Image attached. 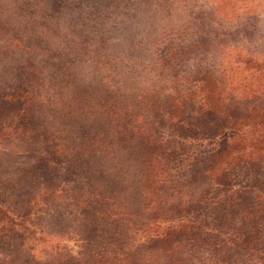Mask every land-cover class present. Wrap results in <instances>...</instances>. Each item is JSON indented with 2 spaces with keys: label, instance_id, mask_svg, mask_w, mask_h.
<instances>
[{
  "label": "trees",
  "instance_id": "16d2710c",
  "mask_svg": "<svg viewBox=\"0 0 264 264\" xmlns=\"http://www.w3.org/2000/svg\"><path fill=\"white\" fill-rule=\"evenodd\" d=\"M223 1L0 0V91L26 89L30 95L27 110L12 118L6 113L13 103L3 98L0 122L16 125L18 118L25 129L19 134L30 140L43 118L48 138L61 151L69 148L99 187L91 213L99 241L104 233L111 245L109 254L101 246L95 252L104 262L264 264V103L229 91L259 90L252 86L254 75H243L244 68L236 73L224 58L225 51L243 48L245 29L255 38L264 28L258 15L241 12L235 28L222 32L234 21L219 14ZM177 10L191 31L142 46L162 66L132 57L126 62L130 83L139 70L153 93L129 84L120 94L124 66H116V56L105 61L102 52L95 55L88 28L114 17L122 26L121 19L138 13L144 23L168 28V14L177 17ZM216 25L221 28L214 30ZM227 32L232 42L225 45ZM177 53L190 57L194 69L180 66ZM21 179L0 178V264H24L35 249L28 246L27 215L20 212L27 203H18Z\"/></svg>",
  "mask_w": 264,
  "mask_h": 264
},
{
  "label": "rangeland",
  "instance_id": "374dc122",
  "mask_svg": "<svg viewBox=\"0 0 264 264\" xmlns=\"http://www.w3.org/2000/svg\"><path fill=\"white\" fill-rule=\"evenodd\" d=\"M218 1L216 0V2ZM223 2H227L226 7L219 14L223 17L227 16L228 19H234V21L232 23L233 25L231 23L230 25L228 24L222 32L226 33V30L228 31L229 28H235L237 15L241 12L245 13V15H258L259 21L262 24L260 28H264V0H224ZM179 10L181 9L179 8ZM179 10L177 12L181 18H179V15L174 17L172 12L168 14V28H154L152 27L154 26L153 21L150 25L144 23L141 20L143 19L142 16L140 17V13H138L136 17L121 19L124 23L122 26L115 24L117 19L114 17L100 28L97 26L101 22L100 19L97 24H94V28H88L87 31L89 32L87 35H89V38L86 35L87 31H85L84 36L89 39L88 45L96 46L95 52L97 54L94 53L96 56L102 52L101 55L105 56V61H109L110 57L113 58L116 56L117 59L119 58L116 66L120 63L124 66L121 74L125 84L119 82L117 85L120 88V94L127 92L128 87L124 90L123 88L131 84L128 69L126 68V62H129L128 60L131 57L133 60L139 59V61L149 66L154 63L157 68L162 66V59L158 56L155 59L149 53L143 52V45H150V41L161 43L163 40H178L179 33L185 32L186 30L191 31L186 26L187 21L182 18L184 16H182ZM188 20L190 21V19ZM0 28H2L1 25ZM217 28L221 27L216 25L213 29L215 30ZM242 28L252 27L244 26ZM200 30L202 31L203 29L200 28ZM212 40H209L208 43ZM223 40L225 45L231 44L230 33L227 32ZM181 41L179 40V42ZM216 41H219V39H215ZM241 41V47L243 48H239L238 51H225V63H228L226 65L229 66V69L233 68V71L236 73L239 71L241 73V68H244L243 75H254L252 86L253 88L255 86V89L258 88L259 91L251 92V90H245L243 88L236 89L235 86L229 91L232 90L231 93L234 96L243 98L245 102L250 100L249 98H255L253 102L257 104L264 103V32L260 36L251 38V34L245 29V34L242 36ZM61 44L65 45L66 43L63 41ZM177 50L179 51V48L169 51V59ZM130 54H133V56ZM177 55H181V61L179 60L180 66H185L186 69H194L195 65L191 63L190 57H186L180 53H177ZM177 55L174 57L178 61ZM258 67H260L258 69L259 72H255V69ZM237 69L240 70L238 71ZM0 72L1 81L3 77L2 69ZM104 74H106L105 76H109L110 70L104 68ZM132 78L133 84L131 85L133 87L136 85L139 88L141 85H145V90L147 92L151 91L144 83L139 70L132 75ZM108 81L110 80L108 79ZM219 84L221 85V82ZM166 86L169 87V84H166ZM173 86L176 89L178 88L176 84H173ZM176 89L174 90L175 92L180 91ZM190 91H187L188 94L192 93L193 90ZM142 95L146 96L144 91H142ZM29 96L26 89H9L7 93L0 91V103L5 98L8 102L6 105L9 106V102L14 104L9 106L7 113L5 112L9 118H12L16 115L23 114L27 110L25 101ZM259 97L263 99L259 100ZM146 98L149 97L146 96ZM123 104L125 103L121 101L120 112L123 118H125L124 114L127 109ZM39 109L43 112L42 108ZM43 120L41 117L38 119L39 124L36 125V133L30 140H27L26 137L19 134L20 130L25 129H21L18 118L16 119V125H13L15 123L12 124L9 121L0 122V178L11 181H15L18 177L22 178L19 181L20 187L21 185L22 187L18 191V203H22L23 205L27 203L26 211L22 210L20 212L27 215V218H24L22 222L29 228L27 235L25 234L28 246L35 245L34 251L31 252L33 258L29 256L31 254L29 251L24 264H54L53 262L58 260L63 262V264H111L110 262L102 261L106 257L95 253L96 250H99L100 246L103 249L102 252L104 251L106 254H109L111 249L109 239H106L104 233L102 236L104 238H101L102 240L99 241L101 233H97L96 231L100 229L97 228V222L91 213L93 199L96 194H99V187L87 178L84 168L81 165L78 166L79 163H74V157L70 154V151L69 153L67 152L69 148L65 147L63 153L60 150L63 148L58 144L55 145L48 138ZM59 151L62 155H55ZM52 158L59 160L55 161ZM24 168L27 171H31L24 172L22 171ZM22 173L24 177L21 176ZM27 179L29 180L28 182L25 181ZM6 196L8 194L3 197ZM9 204L13 209L17 208L16 202L13 201ZM113 249L116 251V248L113 247ZM68 256L71 257L68 259ZM145 258L149 257H144V260H146Z\"/></svg>",
  "mask_w": 264,
  "mask_h": 264
}]
</instances>
